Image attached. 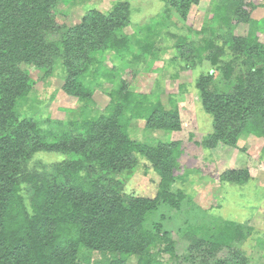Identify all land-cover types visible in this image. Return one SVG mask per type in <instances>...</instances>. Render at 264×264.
<instances>
[{
	"label": "trees",
	"instance_id": "obj_1",
	"mask_svg": "<svg viewBox=\"0 0 264 264\" xmlns=\"http://www.w3.org/2000/svg\"><path fill=\"white\" fill-rule=\"evenodd\" d=\"M161 1L165 13L141 27L135 43L128 35L115 37L116 30L129 24L130 5L125 1H117L106 13L88 10L82 23L66 29L56 43L46 40V33L54 25L48 15L54 0H0V264H77L80 247L114 254L116 258L109 264H127L129 256H137L138 264H161L151 256L160 241L167 243L163 252L171 254L169 231L163 225L169 218L161 216L148 228L144 223L159 212L163 200L172 209H180L181 191L169 193L167 187L181 180L174 175L182 155L181 143L150 146L132 141L128 125L137 119L144 120L146 130L164 131L165 135L179 132L176 105L165 110L159 97L139 95L122 87L110 93V104L103 113L89 108L94 82H112L116 76L114 69L103 66L105 53H113L111 59L119 62L121 70L129 60L141 63L142 57L158 59L160 51L155 43L138 42L141 33L162 37L169 31L165 21L172 9L184 19L190 5L197 2ZM230 3L215 6L210 22L201 30H207L208 37L187 60V66L193 69L192 60L207 53L202 60L211 66L195 83L202 108L210 115L211 133L202 142V148L209 150L218 144L234 147L238 135L249 125L261 129L259 137L264 140L260 43L251 34L234 37L226 33L227 27L247 19L253 5L244 0ZM173 38L176 46L186 42L182 35L173 34ZM134 45L138 47L136 52ZM87 56L93 62L89 63ZM60 61L62 66L55 69ZM20 66H36L46 78L60 76L63 92L84 105L78 119L70 124L47 120L36 124L18 111L17 103L34 84ZM218 76L232 81L231 94L212 86ZM77 151L90 156L96 173L77 162L79 155L72 154ZM37 154H55L62 159L69 155L58 166L62 178L53 181L47 173L29 170L28 160ZM138 158L159 177L163 192H168L165 199L161 194L154 199L125 194L124 182L118 177L136 170ZM97 174L105 175L113 189L102 187ZM112 174L117 179L108 177ZM239 175L237 171L224 173L221 182L236 185ZM221 224L218 231L224 242L243 236L241 224ZM198 250L199 264H244L239 258L235 262L215 259L216 248Z\"/></svg>",
	"mask_w": 264,
	"mask_h": 264
},
{
	"label": "rangeland",
	"instance_id": "obj_2",
	"mask_svg": "<svg viewBox=\"0 0 264 264\" xmlns=\"http://www.w3.org/2000/svg\"><path fill=\"white\" fill-rule=\"evenodd\" d=\"M117 1L127 2L130 12L129 24L116 30L115 37L128 35L132 43L137 41L135 35L142 31L141 27L148 24L152 18L165 13V4L161 0H70L69 3L54 0L48 14L54 25L46 33V40L60 43L65 30L81 24L89 15L88 10L106 13ZM170 1L172 0H165V3ZM230 1L197 0L187 9L184 19L172 9L169 19L165 21L169 27L166 34L157 37L155 34L147 33L143 36L144 33H141L142 36L138 39V42L155 43V47L160 51L158 59L142 57L141 63L129 60L127 66L121 70L119 62L111 59L113 53L107 52L103 66L109 70L114 69L116 76L112 82H94V94L89 108L98 114L103 113L110 104V93L121 91L122 87L139 95L157 96L165 110H172V104H175L179 112L181 129L171 135L166 136L164 131L144 129V120L133 119L128 125V135L132 141L150 146L161 142L181 143L182 155L174 171V175L181 177V180L178 179L167 187L169 193L181 191L182 196L178 202L180 209H172L170 203L163 200L159 203V212L150 215L144 223L148 228L161 216L169 218L163 225L169 231L171 254L163 252L167 245L164 241L158 242L151 250V256L161 264H199L198 255L201 252L198 247L206 252L210 248H216L215 259L235 262L239 258L244 264H264V140L258 133L261 129L249 125L238 135L234 147L218 144L211 150L203 149L202 142L211 133L210 115L202 108L195 83L198 77L205 76L211 69L210 64L202 60L207 53H202L192 60L195 62L193 69L187 66V60L191 58L194 48L201 46L202 41L209 35L207 30H201L210 22L215 6L218 3L232 5ZM244 1L253 5L251 12L247 19H243V23L235 22L231 27H227L226 33L230 32L234 37H247L251 34L258 38L262 51V59L258 65L264 69V0ZM173 34L186 37V42L181 47L174 45L176 39ZM134 48L136 52L138 47L134 45ZM84 62L85 58L82 63ZM91 62L93 60L90 59L89 63ZM60 66L61 61L56 64L55 69ZM20 68L30 74L34 84L29 94L17 103L18 111L23 112L36 124H40V121L46 122L45 120L70 124L78 119L84 105L63 92L60 76L46 78L36 66ZM262 79L264 80V72ZM212 83L218 92L232 93L231 80L224 81L218 76ZM72 154L79 155L76 160L82 167H90L93 174L96 173V164L87 153L86 156L78 154V151ZM68 156L64 155L65 158L62 159L55 154H37L28 160L27 168L47 173V176L55 181L58 177L62 178L58 166L60 162L67 160ZM147 167L148 164L138 158L136 170L118 177L124 182L125 194L150 199L161 194L165 199L168 192H163L159 177ZM230 171L240 174L238 184L221 182L224 173ZM96 176L102 178V187L113 189L105 175ZM108 177L117 179L116 174ZM65 184L66 181L63 185ZM224 221L241 224L243 236L224 242L226 239L222 240L218 231ZM215 242L216 246L213 247ZM115 258L111 253L80 247L77 264H109ZM138 261L137 256L127 258V264H138Z\"/></svg>",
	"mask_w": 264,
	"mask_h": 264
}]
</instances>
